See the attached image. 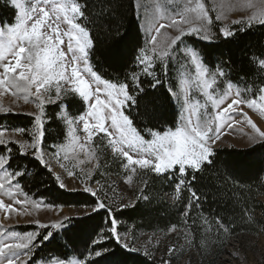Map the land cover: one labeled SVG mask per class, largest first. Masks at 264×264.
Here are the masks:
<instances>
[{
    "label": "trees",
    "instance_id": "obj_1",
    "mask_svg": "<svg viewBox=\"0 0 264 264\" xmlns=\"http://www.w3.org/2000/svg\"><path fill=\"white\" fill-rule=\"evenodd\" d=\"M87 4L86 14L91 23H86L92 33L94 47L90 61L102 78L124 82L126 75L137 71L134 58L137 50L145 44L137 14V0H77ZM108 9V11H104ZM16 15L15 9L0 0V24L10 25ZM7 21V24L4 22ZM234 35L217 36L211 42L188 38V42L200 54L210 71L221 69L224 79L240 86H250L258 92L264 85V26L246 23L235 24L230 29ZM144 92L137 106L127 109L126 114L142 135L147 130L173 129L178 121V110L169 94L172 82L169 78L154 89L155 79L140 77ZM131 90V85H130ZM70 111L80 112L82 101L74 96L66 98ZM50 121L45 125V142L58 143L65 137V126L56 118L58 106L48 108ZM33 125V118L24 114H0V127L26 129ZM12 155L9 169L24 172L19 178L24 191L59 206H93L96 200L82 192H70L59 187L52 172L31 154L22 155L16 144H9ZM211 163H205L195 173L188 172L190 188L184 186L177 198L175 185L177 171L157 175L152 170L139 173L142 190L135 194L132 205L113 208L119 228H132V232L167 233L175 228L188 233L191 247L200 256L199 264H216L226 253L229 239L236 236L264 234V141L247 148L219 147L214 149ZM0 153L6 154L4 146ZM192 205L187 217L184 211L189 200ZM112 216L105 209L69 219L60 231H52L53 237L39 246L31 263L56 256L83 258L91 252L106 250L101 257L93 259L96 264H157L141 252L124 249L111 238L107 229ZM220 220L228 229L217 224ZM174 226V227H173ZM49 230H43V235ZM103 235L104 242L93 247V241Z\"/></svg>",
    "mask_w": 264,
    "mask_h": 264
},
{
    "label": "snow or ice",
    "instance_id": "obj_2",
    "mask_svg": "<svg viewBox=\"0 0 264 264\" xmlns=\"http://www.w3.org/2000/svg\"><path fill=\"white\" fill-rule=\"evenodd\" d=\"M168 3L170 5L175 3V6L178 7L180 0H168ZM6 6L14 8L16 15L13 23L7 25V31H4L3 26H0V69H2L0 71V94L11 90L14 96L22 94L25 103L29 101L30 97L35 98L33 102L39 112L33 114L34 128L29 133L31 143L29 145L27 142H21L18 146L22 155H27L26 150L31 147L34 150L32 158L39 160L45 167H47V163L43 160L41 151L46 135L43 119L44 107L46 103H55L60 100L63 85H72L71 91L78 94L79 98L87 103L88 110L75 120L67 116L62 117L66 123L68 143L67 145L53 146L58 149L53 153L54 155H59V151H64V159H69L68 149L73 148L81 139L77 135L76 128L77 122H80L83 132L86 133L84 137L86 141L90 142L94 135L101 133L108 138L112 152L126 161L123 163L125 169L130 166H139L141 169H151L155 174L160 175L177 171L178 166L179 179L175 185L177 198H179L182 188L187 185L192 197L197 202L199 198L196 196L195 190L190 188V182L187 180L188 172L193 173L192 179L194 180L195 173L200 171L205 163H211L213 154L211 144L219 140L223 122L231 118L234 111L233 106L247 103L249 108L258 107L261 115H264V87L259 89V100L261 101L259 105L255 99L242 100L241 92L237 91L235 93L237 98L232 99L227 107L221 109L220 106L230 95V92H225L224 95L217 98L214 95V90L210 91L216 82V74H213L209 80V70L202 64L198 52L191 47H187V51L195 66V84L217 111L210 114L207 111L201 112L197 108L188 112L174 130L169 128L161 132L148 129L147 134L151 136V139H146L145 135H142L134 127L133 120L126 114L127 109L137 106L138 98L144 92L141 87V75L152 77L155 66L159 62L161 72L167 76L170 53H175L179 46L184 44L185 36L200 37L202 34L204 40L210 38L214 20L220 21L222 17L217 14L213 19L202 0H187L182 9L175 13L179 19L169 15L170 23L168 25L160 23L157 27V17L148 21L145 29L147 39L144 46L138 48L134 58V67L139 69V73L132 71L126 75L124 82L118 79L114 82L102 78L89 62V54L94 47V41L91 30L86 26V23H91L86 14L87 4L78 3L77 0H35V2L33 0H27V2L25 0H6ZM157 7H159V3ZM261 7L264 9V0H261ZM104 11L106 12L108 9H104ZM159 18L163 19L164 17ZM79 20L86 23L77 22ZM254 21L264 26V10L249 16L246 22L247 26H254ZM4 23L7 24V21ZM243 23H245L243 20L233 21L234 25ZM61 24L67 25L66 30L61 28ZM182 25L188 26L187 33ZM165 27L176 28L179 34L171 38L159 39L161 29ZM153 31L155 34H152ZM220 32L224 37L234 35L226 27L220 28ZM174 45L177 48H173ZM261 64L264 65V61H261ZM218 75L224 76V73L219 72ZM160 83L162 81L156 78L151 87L154 89ZM33 87L35 91H33ZM228 87L231 88V84ZM53 88L56 93L55 100H52L50 94ZM182 90L186 91V88ZM168 91L171 96L177 100L180 99L179 93L171 87ZM185 105H187L186 96ZM3 111L4 109L0 108V112ZM243 115L247 117L246 113ZM247 122L257 131L259 139L264 141V131H259L250 119ZM228 126L231 127V124ZM15 131L24 133L25 129ZM14 143L16 141L6 137L4 131H0V146H4L7 153V155L0 153V171L3 173L0 178V189L10 186L13 181L17 182L16 186L19 188V178L24 175V172L10 171L8 167L12 150L7 146ZM79 147L81 150L85 149V145L82 143L79 144ZM130 153H136L139 158H134ZM88 154L90 155V153ZM63 166L61 165V167ZM135 171L136 168L132 167V172ZM68 175H73V172L69 171ZM86 175L90 176L91 173H86ZM55 179L59 181L60 177L57 175ZM127 179L130 182L132 177L129 175ZM59 187L64 188L63 182L59 183ZM85 190L90 192L93 197L97 196V192L91 188ZM6 194L13 195L11 191ZM17 203L25 205L27 201H17ZM191 205L192 200L190 199L184 211L185 217L188 216ZM33 206L39 207V203L34 201ZM0 207L11 209L12 205H5L3 201H0ZM100 209H105L112 216L109 220L111 238L121 244L124 249L138 251L136 248H131L125 238L119 234L117 221L113 215L114 210L107 203L98 199L93 211ZM217 224L224 231L228 230L219 219ZM40 226L45 229L49 227L48 225ZM51 227L59 229L63 227V224L57 222ZM52 237V232L43 235L42 240L39 238V234L34 232L23 236L16 232H9L5 236L4 232H0V264H30L35 250ZM5 239L14 242L6 243ZM103 241V236L94 240L93 247H99ZM171 251L172 249H169V252ZM104 254L105 252L102 251L95 252L96 257H101ZM50 264H96V261L92 259L91 254H88L83 258L68 260L57 258L50 261Z\"/></svg>",
    "mask_w": 264,
    "mask_h": 264
},
{
    "label": "rangeland",
    "instance_id": "obj_3",
    "mask_svg": "<svg viewBox=\"0 0 264 264\" xmlns=\"http://www.w3.org/2000/svg\"><path fill=\"white\" fill-rule=\"evenodd\" d=\"M25 2H27V0H25ZM33 2H35V0H33ZM186 2L187 0H180L179 6L177 7L175 6V3L170 5L168 0H137V14L145 41L147 39L145 29L149 20L153 17H157V27L160 23L168 25L170 23V20L168 19L169 15L171 14L175 16V13L181 10L183 4ZM202 2H204L206 8L209 9V14L213 19L217 14H220L222 17L220 21L214 20L213 26L211 27V35L208 40H204L202 34L200 37H194L205 42H211L217 36L224 37L220 32V28L226 27L230 30L231 26L234 25L233 21L243 20L246 23L249 16L264 10L261 7V0H202ZM158 3L159 7H157ZM161 16L164 18L160 19L159 17ZM175 18L179 19V16H175ZM54 19L55 17L53 16V20ZM253 24L258 23L254 21ZM0 26L2 25L0 24ZM63 26L65 29L67 28L66 24H61V27ZM182 27L187 33L188 26L182 25ZM3 30L7 31V25L3 26ZM152 34H155V32L153 31ZM178 34V29L165 27L164 29H161V36L159 39H164L165 37L171 38ZM188 38V36H185L184 44L180 45L175 53H170V60L167 64L168 75H163L160 70V64L157 62L154 75L150 77L152 79L169 78L172 82L171 88L179 93V100L172 96L174 104L178 110V121L176 126L179 121L188 114V112L197 108L201 112L207 111L210 114H214L217 111V109L212 107L211 103L207 100V97L202 94L200 88L195 84V66L192 64L187 47L195 48L189 44ZM173 48H177V46L174 45ZM9 59H11V57H9ZM201 60L202 64L208 69L203 62L202 57ZM89 62L92 65L90 57ZM259 64L264 67V65L261 64V61ZM0 71H2V69H0ZM137 72L139 73L138 68ZM219 72L223 71L221 69L215 71L209 70L208 78L211 80V76L216 74V82L213 84V89L210 91L214 90V95L217 98L224 95L225 92H230V95L220 106L221 109L227 107L232 99L237 98L235 95L237 91L241 92L242 100L247 101L255 99L258 105L261 103L259 100L260 91L255 92L250 86H240L227 81L223 78L224 76L218 75ZM141 77H143V75H141ZM229 84H231V88L228 87ZM262 87H264V85ZM71 88V85H63L60 100L55 103L45 104V115L43 117L45 125L51 118L48 108L55 105L58 106L56 118L62 122L65 126V130L66 123L62 117L67 116L68 118L75 120L79 115L87 112V103L82 101L78 94L73 93ZM184 88H186V91L182 90ZM33 91H35L34 87ZM50 94L52 100H55L56 93L54 88L51 90ZM70 96L77 97L82 101L84 107L80 112L70 111L67 108L66 98ZM185 96L187 97V105H185ZM34 99V97H30L29 101L25 103L22 94L14 96L12 95L11 90L7 93L0 94V108L4 109L0 114L17 113L33 118V125L26 128L24 133L15 131L17 129L0 127V131H4L6 137L16 141L14 144L17 146L21 142H27L29 145L31 143L29 133L34 128L33 114L39 112V109L36 108V105L33 102ZM233 108L234 111L231 118L226 119L223 122L219 140L214 144H211L212 151L219 147L230 146L247 148L261 141L258 137L257 131L247 122L248 119H250L257 126L259 131H264V115H261L259 108H249L247 103L234 105ZM244 113L247 114V117L243 115ZM229 124H231V127L228 126ZM176 126L172 130H174ZM76 128L77 135L81 139L73 146V148L68 149L69 159L67 160L64 159V151H59V155L53 154L58 150L53 146H59L61 144L67 145L68 141L66 134L63 140L58 143H48L45 142V140L43 141L41 151L43 153V160L47 163V168L54 176L58 175L60 177L58 182H63L64 189L67 191L85 193L94 198L96 202L99 199L113 208H124L128 205H132L135 194L140 192L143 186L142 181L139 180V173L143 170L151 169H141L139 166H130L128 169H125L123 163L126 161L124 158L118 157L112 152L111 146L108 144V138L104 134L101 133L94 135L92 140L88 142L84 139L86 133L82 130V123L77 122ZM145 138L151 139V136L148 135ZM81 143L85 145L84 150H81L79 147V144ZM26 151L28 154L32 155L34 150L29 147ZM88 153H90V155ZM130 154H132L134 158H139L136 153ZM5 155H7V153ZM61 165L64 166L61 167ZM132 167L136 168L135 172H132ZM9 170L11 171V169ZM69 171H72L73 175L69 176ZM86 173H91V175H86ZM2 175L3 173L0 171V178H2ZM129 175L132 177L130 182L127 179ZM16 185L17 182L13 181L10 186H6L5 189H0V201H3L5 205H12L11 209L0 207V232H4L5 236L9 232H16L23 236L30 232L38 233L40 235L43 230H49V232L54 230L60 231L66 226L69 219L96 212L93 211L96 204L93 206L53 205L45 201L43 198L35 197L26 193L20 183L19 188H17ZM86 188H91L93 191H96L97 196L93 197L90 192L85 190ZM8 191H11L13 195H7L6 193ZM25 200L27 201L25 205L17 203V201ZM260 200L264 204V197ZM34 201L39 203V207L33 206ZM57 222H61L63 227L59 229L51 227V225ZM40 225H48L49 227L45 229ZM117 225L119 234L125 238L131 248L138 249L136 252H141L144 255L145 252H147V255L145 256L153 259L157 264H199L200 256L197 251L191 247L188 233L184 230L173 228L167 233L141 231L134 233L132 232L131 227L120 229V223L117 222ZM110 229L111 226L107 229V232H110ZM101 236L96 240L100 239ZM4 242L13 243L14 241L5 239ZM169 249H172V251L169 252ZM101 251L105 252L104 250ZM89 254H91L92 259L97 258L95 252ZM57 258L59 257L51 256L40 259L34 263L30 262V264H41V262H43V264H50V261ZM72 258L78 257L70 256L64 260ZM216 264H264V234H258L257 236L243 235L230 238L226 253Z\"/></svg>",
    "mask_w": 264,
    "mask_h": 264
},
{
    "label": "bare ground",
    "instance_id": "obj_4",
    "mask_svg": "<svg viewBox=\"0 0 264 264\" xmlns=\"http://www.w3.org/2000/svg\"><path fill=\"white\" fill-rule=\"evenodd\" d=\"M62 29H65V27L63 26V27H61ZM66 30V29H65ZM65 41H66V38H65ZM65 50H66V48H65ZM70 85V84H69ZM71 87H72V85H71Z\"/></svg>",
    "mask_w": 264,
    "mask_h": 264
}]
</instances>
